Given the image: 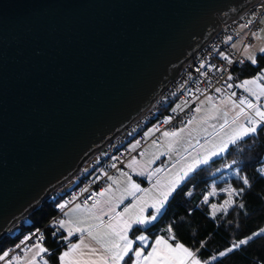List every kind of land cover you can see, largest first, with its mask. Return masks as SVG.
Segmentation results:
<instances>
[{"label": "water", "instance_id": "95a60500", "mask_svg": "<svg viewBox=\"0 0 264 264\" xmlns=\"http://www.w3.org/2000/svg\"><path fill=\"white\" fill-rule=\"evenodd\" d=\"M255 0H0V239Z\"/></svg>", "mask_w": 264, "mask_h": 264}, {"label": "snow or ice", "instance_id": "6c2138e0", "mask_svg": "<svg viewBox=\"0 0 264 264\" xmlns=\"http://www.w3.org/2000/svg\"><path fill=\"white\" fill-rule=\"evenodd\" d=\"M253 35H256L257 39L260 38L257 33H253ZM250 48L251 45H247L244 51L248 52ZM260 52L264 53V47L260 49ZM223 59L227 60L229 64L232 63L227 56H223ZM247 59L253 65L257 63L255 56H248ZM240 63H243V61H240ZM203 67L204 64H200L199 68ZM199 68L197 71H199ZM227 79L232 80V76L229 75ZM227 87L232 88L233 85L228 84ZM235 87L242 88L247 96L241 97L237 102L232 100V97L236 95L233 92L227 100L222 101L225 105H231L232 115L229 118V111L222 112L223 123L220 124L216 134L224 133V136L221 142L212 149L206 150L203 154L192 155L191 159L188 155H181L167 171L160 167L149 170V166L154 163V160H150L148 165L142 166L133 157L126 164V167L136 176L145 177L148 181L153 182L150 189L142 188L140 184L133 180L132 175L121 171L120 176L124 178L123 181L116 177H108L114 185H117V190H119L121 183L125 185L120 196L117 197L112 186L109 185L103 191L92 193L95 198L90 206L86 201L82 205L74 203L72 200L58 205L59 210L65 216H69V213L64 210L72 203H74V207L71 209V213L73 215L82 213V215L76 216L75 219L71 216L68 219H60L56 224L58 229H62L67 233L66 236H60L59 238L68 243L67 250L63 251L58 257L59 264H212L213 261H217L242 246L248 245L255 238L264 237V228H261L245 238L232 241L226 250L213 254L208 259H202L199 252L200 248L205 247L206 241L201 242L200 248H190L177 238L172 226L166 229L167 236L157 235L151 245L148 243L149 237L147 235L140 234L134 238H130L129 235L134 226H138L136 230L141 233L147 231L148 227L163 214L169 198L192 173L200 169L202 165H208L213 157L226 152L229 145H237L239 142L244 141L245 137H254L258 129L264 127V70L259 71L254 78L236 84ZM216 91L220 92L221 89L218 88ZM201 95H203L202 91ZM213 99L211 96L207 97V101L210 103ZM202 106L203 101L201 107H197L195 111L200 112ZM212 107L216 113H220V109L215 104ZM177 109L182 110L181 105H177L172 111L176 112ZM209 118L217 119L218 117L212 115ZM171 119V117H168L163 123L168 124ZM195 120L196 118L192 117L187 124H192ZM212 127L215 128V125H212ZM155 130L159 131L158 128ZM185 131H188L189 136H191V130L187 128V125L163 132V136L168 138V153L177 151L176 145L181 143L182 133ZM188 143L191 144V140ZM138 144L139 142L133 145L132 151H135ZM184 152L188 153V148H184ZM164 154L166 153H160V155ZM189 155L191 154L189 153ZM158 158V156L155 157V159ZM115 166V164L112 165V167ZM172 169H177V171L172 173ZM258 172L261 176H264V167L258 169ZM161 173H165L166 178H162ZM233 174L242 180L243 186L239 190L232 187L223 189L227 193L228 199L224 201L223 205L219 206V209L216 204L211 205L213 219L216 218L217 210L226 215L228 208L233 204V197L242 195L247 188L251 187L249 179L242 176L238 170L234 171ZM105 175L107 174L105 173ZM83 191H88V189L85 188ZM138 193L140 195H137ZM209 195H216L215 185H213ZM129 197L132 198V203L125 205L121 211H117L124 204L125 199ZM207 202L208 196L206 195L204 203ZM239 206L244 207L243 204ZM149 208L153 211L146 214ZM105 217H107V220H105ZM39 233V229H36L33 233L38 237L39 242L27 249L32 255L26 264H50L49 260L46 259V254H49L50 250L43 246L44 237ZM52 235L57 237V231H53ZM76 235L79 236V241L71 242V238ZM31 238V236L26 237V239ZM87 241H91V243ZM146 249H148L147 252H145ZM9 256L10 253L7 250L0 253V261L6 260ZM20 260V256H15L7 259V264H20Z\"/></svg>", "mask_w": 264, "mask_h": 264}, {"label": "trees", "instance_id": "16d2710c", "mask_svg": "<svg viewBox=\"0 0 264 264\" xmlns=\"http://www.w3.org/2000/svg\"><path fill=\"white\" fill-rule=\"evenodd\" d=\"M255 57L257 59L255 65L243 61L234 67L231 71V81L237 82L254 77L259 71L264 70V53H258ZM174 103L167 101L158 113L157 119L167 115ZM234 167L242 176L249 179L251 187L242 195L233 197V204L226 215L216 213V218L213 219L208 203H204V197L209 194L210 182L218 177L219 180L214 182L218 188L228 183L232 188L239 190L243 186L242 180L229 173ZM262 167H264V127L258 129L254 137H245L239 144L230 145L222 155L192 173L173 193L163 214L148 227L147 231H157L172 226L177 238L193 249L200 248L201 242L206 241L205 247L200 248L199 252L202 259H208L213 254L226 250L232 241L245 238L264 228V176L258 172ZM80 171L71 179H76L71 186L72 189L85 183L84 176H79ZM215 171L218 173L212 175ZM72 189L62 194L54 191L44 199L26 217L28 223L21 225L15 235L7 232L0 239V253L13 248L22 237L44 226L54 215L55 208L63 196ZM224 197L225 194L220 193V198ZM240 204L244 207L241 208ZM136 229L133 228L132 232L135 233ZM53 231L57 230L54 227L44 228L43 244L50 250L47 255L50 264H58V254L67 245L59 238L60 233L57 231L58 235L54 237ZM212 264H264V237L255 238L248 245L213 261Z\"/></svg>", "mask_w": 264, "mask_h": 264}, {"label": "built area", "instance_id": "2783aa9c", "mask_svg": "<svg viewBox=\"0 0 264 264\" xmlns=\"http://www.w3.org/2000/svg\"><path fill=\"white\" fill-rule=\"evenodd\" d=\"M263 14L264 0H255L237 17L228 21L212 39L201 47L197 54L186 62L181 71L160 91L147 108L131 120L119 133L109 139L101 149L90 155L87 160L102 153V158H99V163L97 164L99 165L98 176L69 191L65 195V201L72 200L74 203H80L82 205L86 201L90 206L95 198L92 196V193H98L109 176H113L116 172H127L128 168L126 164L129 159L137 156L140 149L147 143L152 141L158 144L164 131L178 129L181 124L188 121L194 115V107L202 99L208 96L213 97L220 92L231 95L227 87L228 84H231V80H228L227 77L231 75L233 68L241 64L240 61H243L241 55L242 47L248 43L251 35L258 29L259 20ZM240 27L245 29L246 36L243 40L241 49L239 51H233L228 45V39L232 37ZM223 56H227L232 63L229 64L227 60L223 59ZM200 64H204V67L199 68ZM198 68L199 71H197ZM218 88L221 89L220 92L216 91ZM201 91L203 95H201ZM235 93L236 95L232 98L237 102L241 97L247 96L242 90L235 91ZM167 101L178 102V104L173 105L167 115L157 119L158 113L162 110V107ZM185 101H187V103H185ZM177 105H181L182 110L177 109L176 112H173V108H176ZM168 117L172 118L171 122L164 124L163 121ZM148 126H152L153 132L149 137H145L143 130ZM157 128L159 131L155 130ZM132 139L135 140L136 143L139 142L135 151L128 150L125 146L126 141ZM113 164L116 166L112 167ZM105 173L107 175H105ZM85 188H87L88 191H83ZM62 215L63 213L59 210L57 205L51 219L44 226L38 228L40 230L39 234L43 236L45 227H55L56 223L62 218ZM35 231L36 230L29 233L18 242L17 245H19V247L16 245L9 249V257L16 254L21 257V249L23 247L38 243V237L33 235ZM29 236L32 238L26 239V237ZM2 262L3 261H0V264H2Z\"/></svg>", "mask_w": 264, "mask_h": 264}, {"label": "crops", "instance_id": "0c3cea01", "mask_svg": "<svg viewBox=\"0 0 264 264\" xmlns=\"http://www.w3.org/2000/svg\"><path fill=\"white\" fill-rule=\"evenodd\" d=\"M262 18L264 19V17H262ZM261 19H260V22H261ZM238 29H239L240 33H238V35L234 34L231 37V39H228V45L230 46V48L233 51H239L241 49L242 43H243L242 42L239 45L238 44V39H240L243 36V34L245 32V29L242 28V27H240ZM263 29H264V25H260L259 29L257 30V34L259 35L260 38L257 39V42H256V39H254V43L256 42L255 46L258 47V51L255 52V54L256 53L257 54L261 53L260 49L262 47H264V33L261 34ZM243 49H244V47L241 50V55H242ZM248 56H254V55L248 53L247 57ZM243 61H249L250 62L249 59L244 58V57H243ZM254 77L245 78V79H242V80L237 81V82L236 81H231V84L233 85V87L232 88H228V92L233 93V92L238 91V90L244 91L242 88H236L235 85L239 84V83H242L244 80L252 79ZM246 95H247V93H246ZM229 96H231V95H228L226 93L220 92V93H217L215 96H213L214 99H213V101L211 103L207 101V98H204L194 107V111H195V109L197 107H201V102L203 101V106L201 108V111L200 112H196L195 111L194 115L192 116V117L196 118L195 122L192 123V124H187V122L192 118L191 117L188 121H186L185 123L181 124L178 127V129H179V128L184 127L185 125H187V128L189 130H191V136H189L188 131H185L184 133H182L183 139H182L180 144L176 145V149H177L176 152L168 153V138H166V137H164L162 135L161 138H160V142L158 144H156V143H154L152 141L147 143L146 145H144L140 149L138 155L135 156V158L140 162V164L142 166L143 165H148V161L154 160V163H152L149 166V170L155 169L157 167H160V168H164L167 171V169L171 168V165L173 163H175L180 158L181 155H188L189 159H191L192 155H196L197 153L203 154L206 150L212 149L215 145H217V144H219L221 142V139L224 136V133H220L219 135L216 134L218 132V130H219L220 124L223 123V119L221 118L222 112L223 111H229V118L232 115V113L230 111L231 105L230 104L225 105L224 103H222V101L227 100V98ZM232 100H233V98H232ZM176 104H178V102L174 103V105H176ZM213 104H215L220 109V113H216L215 112V110L212 107ZM212 115H217L218 118L217 119H210L209 117L212 116ZM212 125H215V128H213ZM152 132H153L152 126H148L147 128H145L143 130V134H144L145 137H149L152 134ZM189 140H191V144L188 143ZM136 144H137L136 141L132 139V140L126 141L125 146H126V148L128 150H132L133 145H136ZM184 148H188V153L184 152ZM161 152L166 153V154L160 155ZM189 153L191 155H189ZM156 156H158L159 158L155 159ZM214 158H216V157H213V159ZM132 159H133V157L131 159H129L128 163ZM98 163H99V159L97 160L94 168L97 166ZM91 171H93V168H92V170H90L89 175L91 174ZM175 171H177V169H172V173H174ZM127 172L130 175H132L133 180L136 183L140 184V186L142 188L150 189L152 187V183L153 182L148 181L145 177L136 176L134 173H132V171L130 169H128ZM120 173L121 172H116L112 177L119 178L121 181H123L124 178L120 176ZM160 175H161L162 178H166L165 173H161ZM83 176L85 178V182H88V181L96 178L98 175L97 176L95 175V177H93V176L90 177V176H86V174H84ZM109 185L112 186L113 192L115 193V195L117 197L121 195V193L123 191V188L125 187V185L123 183H121L119 185V190H117V185H114L112 183V180L107 178L106 183L103 185V187L100 189V191H103V189L108 187ZM70 189H72V188L69 187L66 191H68ZM57 190L58 189H56V193L62 194V193L58 192ZM63 193H65V192H63ZM137 195H140V194L138 193ZM64 202H65V196H63V198H62V200L60 201L59 204L64 203ZM130 203H132V198L131 197H129L128 199H125L124 204H122L120 206V208L117 209V211H121L125 205L130 204ZM73 207H74V204L68 206V208L65 209L64 211L68 212L69 216H71L73 219H75L76 216L82 215V213H77L76 215H73L71 213V209ZM152 211L153 210L149 208V209H147L146 214L150 213ZM69 216H65L64 213H63L61 219H68ZM105 218H106L105 220H107V217H105ZM135 227L138 228V226H134V228ZM54 228L60 233L61 236H66L67 235V233L64 232V230L58 229L56 227V225H55ZM166 229H167V227H163L161 229H158L157 231L149 230V232L145 231L143 233H141L139 231H136L135 233L130 232L129 235H130V238H134L136 235H140V234L147 235L149 237L148 243H149V245H151V243L154 241V239L156 238L157 235L167 236ZM16 233H14L13 235H15ZM24 237H22L20 239V241ZM62 241H63V244H66L67 246L61 250V252L58 254V257H59L60 254H62L63 251L67 250V247H68V243H66L64 240H62ZM78 241H79V236L78 235L73 236L71 238V242H78ZM87 242L91 243V241H87ZM33 244H35V243H33ZM33 244L27 245V246H25V247H23L21 249L20 264H26V262L31 258L32 253L28 252L27 249L31 248ZM43 246H44V244H43ZM147 251H148V249L145 250V252H147ZM47 255L48 254H46V259H47ZM15 256H19V255L16 254V255H13V256H11V257H9L7 259H10V258L15 257ZM2 264H7V260H5ZM58 264H59V261H58Z\"/></svg>", "mask_w": 264, "mask_h": 264}, {"label": "rangeland", "instance_id": "374dc122", "mask_svg": "<svg viewBox=\"0 0 264 264\" xmlns=\"http://www.w3.org/2000/svg\"><path fill=\"white\" fill-rule=\"evenodd\" d=\"M262 17H264V14H263ZM262 17H261V18H262ZM262 20H264V19L262 18V19H261V22H260V20H259V26H260V25H264V22H262ZM258 29H259V27H258ZM258 29H257V30H258ZM257 30H256V32H254V33H257ZM238 33H240L239 29L236 31L235 34L238 35ZM263 33H264V29L262 30L261 34H263ZM245 36H246V31L244 32L243 36H242L240 39H238V44H239V45L243 42ZM254 39H256V42H257V37H256L255 35L252 34L250 40L248 41V43H246V44L243 46V47L245 48L247 45H251V48L249 49L248 52H245L244 49H243V51H242V57L247 58V54H248V53L253 54L254 56L257 55V53L255 54V52L258 51V47L255 46L256 42L254 43ZM243 47H242V48H243ZM221 155H222V154H221ZM218 157H219V156H218ZM99 158H102V153H99V154L96 155L95 157L90 158L89 160H87V161L83 164V166L81 167V171H80L81 173L79 174V176L84 175V174H86V176H90V177H92V176L95 177V175L97 176V175L99 174V165H97L95 168H94V166H95V164H96V162H97V160H98ZM92 168H93V171H91V174L89 175V172H90V170H92ZM234 171H237V168H236V167L232 168V169L229 171V173L232 174V175H234V174H233ZM217 173H218V171H215V172L212 173V175H215V174H217ZM218 180H219L218 177L215 178L214 180H211V182H210V187H209V193H211V191H212V187H213V185H215L214 182H216V181H218ZM75 181H76V179H73V180H71V181L69 180L67 183H65L64 185H62L61 187H59L57 191L60 192V193L65 192L69 187H71V185H72ZM228 187H231L230 184H228V183H225V184L221 185L219 188L215 185V188H216V195H209V194L207 195V196H208V202H207V203H208V205H209V208H210L211 214H212V208H211V205H212V204H216V205L218 206V209H219V206H220V205H223L224 201L228 199V195H227V193H226L225 191H223V189H226V188H228ZM220 193H224V194H225V197H224V198H220ZM229 208H230V207H229ZM229 208H228V210H229ZM216 213H222V212L219 211V210H217ZM27 223H28V219H27V218H23V219L17 221V223H15V224H14V225L8 230V233H9L10 235L16 233V232L19 230V228H20L21 225H23V224H27ZM56 224H57V223H56ZM4 261H5V260H4ZM4 261H3V262H4ZM3 262H2V263H3Z\"/></svg>", "mask_w": 264, "mask_h": 264}]
</instances>
